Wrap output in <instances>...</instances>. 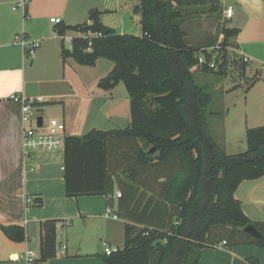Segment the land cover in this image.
Wrapping results in <instances>:
<instances>
[{"label":"trees","instance_id":"16d2710c","mask_svg":"<svg viewBox=\"0 0 264 264\" xmlns=\"http://www.w3.org/2000/svg\"><path fill=\"white\" fill-rule=\"evenodd\" d=\"M138 3L133 13L140 16V36L120 35L103 26L96 9L87 13L90 24L56 25L59 36L101 32L91 52L84 51V39L75 37L71 50L61 47V59L86 67H94L98 59L110 61L112 69L97 86L110 91L122 83L130 114L125 129L65 137V195H102L112 206L115 187L121 193L116 213L125 221L123 246L104 255V264H197L202 249L220 242L227 248L264 249V223L252 222L234 197L242 182L264 179V125L246 130L243 153H225L208 125V116H217L209 109L216 95L208 89L210 82L221 83L225 77L228 53L223 51L220 64L216 60L217 69L197 66V54L207 47H188L181 28L184 11L209 6L216 12L219 0ZM219 32L222 46L234 45L230 40L237 30L219 27ZM197 75L216 78L200 83ZM58 223H39L35 264L55 257ZM248 225L259 237L243 231ZM0 229L13 242L25 239L19 227ZM155 241L159 243L153 247Z\"/></svg>","mask_w":264,"mask_h":264},{"label":"crops","instance_id":"0c3cea01","mask_svg":"<svg viewBox=\"0 0 264 264\" xmlns=\"http://www.w3.org/2000/svg\"><path fill=\"white\" fill-rule=\"evenodd\" d=\"M21 1L0 0V227H19L24 230L25 239L13 242L0 229V264H26L23 257L27 251L38 257V225L45 220L59 221L56 255L40 264H104L102 244L118 248L124 239L125 221L116 213L120 192L115 187L112 206L108 204L109 198L102 195L67 197L63 148L34 152L25 162L21 102L12 97L42 98L43 102L36 105L38 119H57L64 123L65 136L77 137L80 130L101 131L98 125L103 122L111 125V130L127 128L129 97L119 84L110 91L98 88V81L107 75L102 68L94 71L95 67L78 65L71 58L61 59L65 41L49 19L60 18L65 26L90 24L88 20L74 24L81 15L67 13L69 0H26L24 7H16ZM138 4V0H103L100 10L91 4L81 14L87 19V13L96 9L101 13L103 26L120 35L140 36V16L133 13ZM228 6L233 15L225 22L232 25L230 29L237 30L230 42L250 60L244 67L227 65L218 94L221 103L215 111L221 121L214 137L226 154L235 155L241 153L236 149H245L246 130L264 125V0H219L216 12L209 6L183 9L187 16L181 28L188 47L212 46L223 40L218 28L226 26L225 22L219 26V18ZM19 34L38 43L30 62L22 48L14 44V37ZM79 36L80 33L68 31L62 37ZM53 107L58 110L49 111ZM239 107L241 112L236 119H229L230 112ZM91 111H97L100 117L90 119ZM234 197L252 222L264 223L263 178L242 182ZM27 199L33 202L27 203ZM36 200L41 204L36 205ZM107 209L117 218L106 216ZM215 246L202 249L197 264H264V249L255 245Z\"/></svg>","mask_w":264,"mask_h":264},{"label":"built area","instance_id":"2783aa9c","mask_svg":"<svg viewBox=\"0 0 264 264\" xmlns=\"http://www.w3.org/2000/svg\"><path fill=\"white\" fill-rule=\"evenodd\" d=\"M27 4L26 0H22L20 3L15 5L16 7H24ZM15 9V8H13ZM233 15L232 7L228 6L223 8L222 16L224 20H228ZM51 24L58 25L62 23L60 18H50ZM102 36L101 32H84L80 34V38L84 39L87 42V47L85 52H91L92 41L95 38H100ZM75 37H62L61 39L67 41L69 45H72V40ZM14 44L19 45L22 50L25 52L27 57H32L35 54V50L38 48L37 42H32L27 40L24 34H19L14 37ZM223 51L228 53V57L231 56V52L239 58L242 63L249 62V58L245 56L242 52L237 51L233 46H222V41L214 44L211 47L202 49L197 54V66L207 65L211 69H217L216 60L218 64L221 63V58L223 57ZM207 56L210 57V62L207 61ZM12 99L20 100L21 102V147L23 152V158L25 162L30 160L31 154L34 152H53L58 151L63 148L64 145V123L57 119H49L46 122L41 120V124H38V108L37 104L43 102L42 98L35 99H25L23 97L13 96ZM121 194L117 193V197H120ZM33 202L32 199H27V203ZM106 216L116 219V216L109 210H106ZM104 246V255L109 256L112 253L117 251L116 247H107L105 243ZM225 246V242H220L215 248H222ZM64 250V247L61 248V252ZM26 264H35L37 260V254L33 251H27L23 257Z\"/></svg>","mask_w":264,"mask_h":264},{"label":"rangeland","instance_id":"374dc122","mask_svg":"<svg viewBox=\"0 0 264 264\" xmlns=\"http://www.w3.org/2000/svg\"><path fill=\"white\" fill-rule=\"evenodd\" d=\"M92 4V5H91ZM97 6V8L100 10L101 8H102V5H103V0H69V4H68V7H67V13L69 14V13H71L72 15H81V17L80 18H78V20L79 21H77V22H75L74 24H82V23H84V22H86L87 21V19H86V16H84L83 14H81L82 13V11L85 9V8H87L88 6ZM219 18V17H218ZM105 20H107V19H105ZM219 22H220V24H219V26L221 25V23H224L225 22V20L223 19V16H221V18H219ZM131 24L132 25H134L133 24V22H131ZM72 26H74V25H72ZM218 26V27H219ZM225 26H226V28H228V29H230V28H232V25H230L228 22H225ZM219 29V28H218ZM133 32H135V31H133ZM136 32H138V31H136ZM220 41H222V40H217L214 44H216V43H218V42H220ZM64 46L68 49L70 46H69V43L67 42V41H65V43H64ZM213 46V45H212ZM209 47H211V46H209ZM230 53H231V56L229 57V61H228V65H230L229 66V68H231V67H234L235 66V64L236 65H240L241 66V61L239 60V58H237V56L234 54V52H231L230 51ZM34 56V55H33ZM32 56V57H33ZM32 57H28L29 58V62L31 61V60H33L32 59ZM95 68H94V71H99V70H101V68L106 72L105 74H108L109 72H110V70L112 69V63L110 62V61H108V60H106V59H98L97 61H96V63H95V66H94ZM238 68V67H237ZM230 71V70H229ZM230 73V72H229ZM105 76V75H104ZM232 76V75H231ZM230 77V76H229ZM196 78H197V80L200 82V83H205V82H210L212 79H215L216 77L215 76H213V75H208V76H196ZM224 78H226V77H224ZM223 80V79H222ZM216 80H214V82H213V84H212V82H210L211 83V89H210V86H209V89H208V92L210 93V94H213V95H216V97H217V100L216 101H214L213 102V104L210 106V110L211 111H216L217 109H216V107H219L220 106V103H221V99H220V97H219V92H221L222 91V83H220V81H216ZM220 85H221V87H220ZM119 87H121V89H122V91H123V93H127L126 92V90H125V88H124V85L122 84V83H119ZM243 92V90H240V94ZM218 95V96H217ZM242 95V94H241ZM238 101L237 100H235V103H237ZM53 104H50V105H48V106H52ZM59 107V106H58ZM58 107H53V108H50L49 109V111H57L58 110ZM240 112H241V110H240V107L239 108H237L236 110H234V111H231L230 113H231V115L229 116V119H232V120H234V119H236V118H234V117H236V116H238L239 114H240ZM100 116L97 114V111H91V115H90V119H97V118H99ZM223 117V116H222ZM89 119V120H90ZM219 121H221V117H219V116H214V117H209L208 116V125H209V127H210V131H211V133H212V135L214 136V134H216V136H217V124H219ZM95 125L94 126H97L99 123H94ZM99 126V130H101L102 132H105V131H111V129L113 128V127H111V125H107L105 122H103L102 124H99L98 125ZM125 129V128H124ZM90 130V129H89ZM89 130H86V131H78L79 133H76V134H81V135H78V136H83L84 134H86V133H88L89 132ZM216 131V132H215ZM218 131H219V129H218ZM243 139V138H242ZM244 145H246V139H245V141H244ZM242 149H236V152H244L245 150H246V146H245V149L244 150H242ZM235 152V151H234ZM113 246V245H112ZM115 246V245H114ZM122 246H123V242H121L120 244H119V246H118V248L119 249H121L122 248Z\"/></svg>","mask_w":264,"mask_h":264},{"label":"water","instance_id":"95a60500","mask_svg":"<svg viewBox=\"0 0 264 264\" xmlns=\"http://www.w3.org/2000/svg\"><path fill=\"white\" fill-rule=\"evenodd\" d=\"M38 124L40 125L41 124V119L39 118L38 119ZM244 232L252 235L253 237H259V234L257 232V230L252 226V225H248L246 226L244 229H243ZM159 243V241H155L153 243V247L156 246L157 244Z\"/></svg>","mask_w":264,"mask_h":264}]
</instances>
